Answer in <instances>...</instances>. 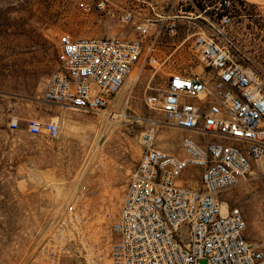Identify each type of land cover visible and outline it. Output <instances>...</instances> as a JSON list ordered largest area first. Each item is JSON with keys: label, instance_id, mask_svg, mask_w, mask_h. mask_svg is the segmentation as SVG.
Here are the masks:
<instances>
[{"label": "built area", "instance_id": "built-area-1", "mask_svg": "<svg viewBox=\"0 0 264 264\" xmlns=\"http://www.w3.org/2000/svg\"><path fill=\"white\" fill-rule=\"evenodd\" d=\"M152 2L82 1L84 11L127 23L133 35L60 34L40 98L114 115V97L132 68L156 69L157 45L173 42L178 20L201 18L185 36L200 70L168 72L162 86L143 96L181 130L176 148L144 133L115 217L104 209L92 228L82 185L18 264H264V243L245 237L240 208L220 197L240 181L264 179V62L246 53L233 57L228 47L240 1ZM4 110L6 125L18 128L12 104ZM25 129L53 138L60 127L57 120L27 117Z\"/></svg>", "mask_w": 264, "mask_h": 264}, {"label": "rangeland", "instance_id": "rangeland-1", "mask_svg": "<svg viewBox=\"0 0 264 264\" xmlns=\"http://www.w3.org/2000/svg\"><path fill=\"white\" fill-rule=\"evenodd\" d=\"M82 1L90 0H0V264H18L52 225L62 203L82 185L88 190L91 227L104 209L113 219L144 133L151 131L156 144L170 149L176 148L181 133L160 110L147 107L143 96L162 86L168 72L202 67L185 38L201 18H180L173 42L157 45L160 65L132 68L114 97L116 114L103 116L42 101V81L56 63L60 34L133 35L127 23L84 11ZM239 1L228 47L233 57L246 53L263 63L264 0ZM7 103L18 117V128L5 123ZM27 117L57 120L58 135L27 132ZM263 182L240 181L220 197L240 208L245 237L264 243Z\"/></svg>", "mask_w": 264, "mask_h": 264}, {"label": "bare ground", "instance_id": "bare-ground-1", "mask_svg": "<svg viewBox=\"0 0 264 264\" xmlns=\"http://www.w3.org/2000/svg\"><path fill=\"white\" fill-rule=\"evenodd\" d=\"M252 1V0H251ZM134 72V71H133ZM117 100V99H116ZM55 117V116H54Z\"/></svg>", "mask_w": 264, "mask_h": 264}]
</instances>
